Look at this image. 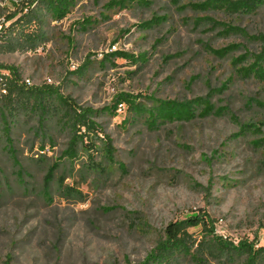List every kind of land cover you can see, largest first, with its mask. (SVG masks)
<instances>
[{"label":"rangeland","instance_id":"obj_1","mask_svg":"<svg viewBox=\"0 0 264 264\" xmlns=\"http://www.w3.org/2000/svg\"><path fill=\"white\" fill-rule=\"evenodd\" d=\"M42 1L0 0V36L7 33L3 27L11 24L9 16H21ZM76 1L62 21L46 19V41L37 51L0 54V66H14L33 86L59 87L79 106L94 110L112 108L120 94L138 96L152 107L157 100L185 102L215 90L212 104L227 113L153 130L127 105L116 114L102 112L96 118L103 129L100 137L112 141L116 163L101 156L106 138H93L97 170L78 171L90 162L81 149L74 165L57 171L48 187V169L67 149L69 138L54 128L48 131L54 140L50 144L31 131L38 126L35 119L21 116L12 138L25 170L22 179L0 133V264L9 258L11 264H141L170 223L194 213L208 215L214 231L190 229L198 241L213 236L233 244L261 239L264 149L251 146L256 136L230 138L245 123L264 128V82L243 79L238 73L242 65L234 62L245 48L257 52L260 46L241 35L224 36L201 18L257 35L264 33V5L252 15H229L181 7L198 0L181 6L146 0L148 6L113 11L105 8L111 0ZM154 18L161 23L142 27ZM86 19L93 23L79 30L76 23ZM230 45L240 48L226 58L207 50ZM117 52L144 59L102 63ZM87 64L82 76L73 74ZM208 264L218 263L208 259Z\"/></svg>","mask_w":264,"mask_h":264},{"label":"trees","instance_id":"obj_2","mask_svg":"<svg viewBox=\"0 0 264 264\" xmlns=\"http://www.w3.org/2000/svg\"><path fill=\"white\" fill-rule=\"evenodd\" d=\"M186 0H172L176 6ZM76 0H43L42 5L38 4L19 16L20 12H15L7 18L11 24L6 28L5 36H0V54L7 53H27L37 51L46 41L45 32L46 19L52 21H62L66 18L76 5ZM131 5L148 6L146 0H111L106 4L108 11L115 9L124 10ZM264 5V0H198L196 3L181 6L184 9L190 8L195 12H223L229 15H252ZM19 17V18H18ZM213 30H221L222 35H241L246 40L259 44L257 52H250L245 48V54L235 59V63L242 65L239 68V75L245 80H255L264 82V33L251 35L246 30L231 24L216 21L211 17L201 18ZM160 18H154L142 24L144 29H151L159 25ZM200 21V19H199ZM92 20L86 19L77 22L79 30H86ZM32 26H34L32 28ZM1 35V32H0ZM240 48L239 45H230L226 48L214 50L208 47L207 50L220 58H226ZM115 59H126L138 61L144 56H134L126 52H117L104 56L102 63L114 64ZM88 64L80 67L73 74L83 75ZM1 70H6L9 74L0 73V133L5 141V149L12 157L15 165L19 168L18 175L22 179L25 170L17 157L12 138L13 129L21 121L20 117L35 119L36 128H31L35 134H40L42 138H47L53 144V137L48 131L58 128L69 138L67 149L62 153L57 162L48 169L45 178V185L48 187L54 180L56 172L67 163L74 165L79 159L81 149L89 153L88 164L82 165L79 172L96 171L99 164L96 162L98 154H91L94 149L93 138H106V148L103 156L104 161L113 165L116 163L112 141L104 135L101 125L96 121L102 112L109 111L116 114L120 106L127 105L136 116L144 117L149 129H158L168 123L192 122L196 119H205L211 116L221 117L225 113L224 109H215L211 102V96L215 90L206 98H194L185 102L178 101H155L152 107L139 102V97L132 94H120L115 100L112 108L104 110H94L79 106L71 98L66 97L59 87L52 85L27 86L22 80L21 74L14 66H0ZM9 75V76H8ZM5 90L6 93H2ZM217 92H221L218 90ZM234 118L233 116H231ZM264 128L253 123L240 125L238 134L232 138L238 139L242 135L256 136L250 144L254 149H264ZM91 145V146H89ZM41 152H45V146H41ZM99 151V150H98ZM97 152V150H95ZM264 165V160L262 161ZM122 170L123 165L119 166ZM62 186L63 182L60 183ZM211 188L212 185H209ZM212 221L205 213H194L183 220L170 223L163 238L157 246L147 256L141 264H183L186 261L192 264H208V259H214L218 264H264V224L261 226L263 236L256 237L252 242L230 243L221 237L213 236L209 241H198L190 233L192 228L209 229L214 233L211 226ZM9 258L5 264H11Z\"/></svg>","mask_w":264,"mask_h":264},{"label":"built area","instance_id":"obj_3","mask_svg":"<svg viewBox=\"0 0 264 264\" xmlns=\"http://www.w3.org/2000/svg\"><path fill=\"white\" fill-rule=\"evenodd\" d=\"M49 81V83H51V80H48ZM25 84L27 85V86H33V84H32V82L30 81V80H26L25 81ZM2 93H6V91L5 90H2ZM120 107H122V106H120Z\"/></svg>","mask_w":264,"mask_h":264}]
</instances>
